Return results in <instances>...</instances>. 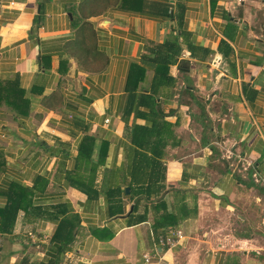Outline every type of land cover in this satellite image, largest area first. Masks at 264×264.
Wrapping results in <instances>:
<instances>
[{
  "label": "crops",
  "instance_id": "0c3cea01",
  "mask_svg": "<svg viewBox=\"0 0 264 264\" xmlns=\"http://www.w3.org/2000/svg\"><path fill=\"white\" fill-rule=\"evenodd\" d=\"M263 22L264 0H0L27 101L0 107V209L27 195L0 264H264Z\"/></svg>",
  "mask_w": 264,
  "mask_h": 264
},
{
  "label": "trees",
  "instance_id": "16d2710c",
  "mask_svg": "<svg viewBox=\"0 0 264 264\" xmlns=\"http://www.w3.org/2000/svg\"><path fill=\"white\" fill-rule=\"evenodd\" d=\"M173 44L167 46L169 48L170 55L168 60L164 64L166 69L168 64H172L180 52V48H173ZM6 106L15 115H25L24 109L27 107V101L24 99V92L19 87L16 81H0V107ZM5 167V161L0 159V171ZM25 192H17L15 189L13 193L9 195V202L4 208L0 209V232L9 231L15 224L17 214L22 207V203L26 200ZM73 224L67 220L62 221L56 229L53 240L59 241L64 235H71L73 232Z\"/></svg>",
  "mask_w": 264,
  "mask_h": 264
},
{
  "label": "built area",
  "instance_id": "2783aa9c",
  "mask_svg": "<svg viewBox=\"0 0 264 264\" xmlns=\"http://www.w3.org/2000/svg\"><path fill=\"white\" fill-rule=\"evenodd\" d=\"M183 235L181 234L180 231H170L166 234L164 238L160 239V243L165 244L169 247H174L178 245V242L182 239ZM146 262H149L152 257L151 256H146L144 257Z\"/></svg>",
  "mask_w": 264,
  "mask_h": 264
},
{
  "label": "rangeland",
  "instance_id": "374dc122",
  "mask_svg": "<svg viewBox=\"0 0 264 264\" xmlns=\"http://www.w3.org/2000/svg\"><path fill=\"white\" fill-rule=\"evenodd\" d=\"M264 23V22H263Z\"/></svg>",
  "mask_w": 264,
  "mask_h": 264
}]
</instances>
